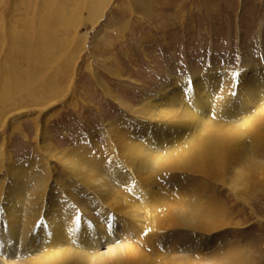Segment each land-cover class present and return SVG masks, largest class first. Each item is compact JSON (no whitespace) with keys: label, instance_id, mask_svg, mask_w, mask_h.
I'll use <instances>...</instances> for the list:
<instances>
[{"label":"bare ground","instance_id":"6f19581e","mask_svg":"<svg viewBox=\"0 0 264 264\" xmlns=\"http://www.w3.org/2000/svg\"><path fill=\"white\" fill-rule=\"evenodd\" d=\"M55 1L32 0V14L40 15L36 18L58 24L51 32L38 25L43 36L37 35L38 49L32 54V63L46 75L41 76L40 70L32 75L37 88L32 94L25 93L33 103L18 95L20 101L12 108L0 99V127L5 126L10 137L20 127L18 115L29 110L41 112L42 117L32 113L30 118L45 155L42 172L47 176L53 174L46 161L52 159L66 170L71 181L64 185L55 177L58 189L55 195L47 176L35 170L32 189L16 178L19 182H12V191H0V264L232 262V255L228 256L230 245L224 238L221 243L227 212L210 185L219 183L242 201V195L251 191V179L261 184L264 181L258 179L264 168L263 140L255 129L257 126L254 128L251 123V118L258 114L257 104L254 106L251 97L242 94L241 85L235 101L233 91L228 97L224 95V81L221 89L218 80L210 76L192 82L182 80L166 85L161 95L146 101L137 129L106 126L107 144L111 147L109 159L94 144L95 152L82 146L77 150L54 151L46 140L45 127L53 110L62 106L59 98L69 93L67 85H71L74 76L73 65L85 43V36H78L76 31L87 23L95 25L111 0H73L72 22L66 19L63 7L55 16L52 8ZM1 22L3 29L6 23ZM69 32L70 38L66 37ZM59 49L66 60L58 65V70L71 68L64 87L57 84L54 73H47L52 62H56ZM44 55L48 58L45 62ZM1 67L0 90L6 78ZM251 72L254 76L260 73L263 80L252 81ZM261 72L264 67L241 74L247 87L255 90L252 98L256 102L264 100ZM238 74L223 72L221 80L235 79ZM202 82L206 86L200 87ZM231 86L225 83V88ZM38 93L48 99L40 98ZM74 103L68 100V105ZM261 106L264 110V102ZM251 107L253 111L247 114ZM251 113L254 115L250 117ZM244 136L250 142L241 147L238 142ZM246 172L252 175L251 179L245 177ZM8 175L12 177L14 169Z\"/></svg>","mask_w":264,"mask_h":264},{"label":"rangeland","instance_id":"374dc122","mask_svg":"<svg viewBox=\"0 0 264 264\" xmlns=\"http://www.w3.org/2000/svg\"><path fill=\"white\" fill-rule=\"evenodd\" d=\"M32 4V0H0V22L6 23L0 28V67L5 69L6 76L0 99L12 108L20 101L19 97L33 103L25 93L32 94L37 88L32 75L39 70L41 76L46 73L32 63V54L38 49L37 35L43 36L42 25L47 32L58 25L57 21L43 22L42 18H36L39 14H32ZM72 4L73 0H56L52 5L55 16L63 7L66 19L72 22ZM105 7L95 25L91 27L87 23L76 31L78 36H85V43L73 65L74 76L71 85H67L69 93L59 98L62 106L53 110L45 127L46 140L54 151L77 150L82 146L95 152L94 147L98 146L109 159L107 125L117 130L137 129L136 124H141L142 120L141 110L148 99L161 95L168 84L182 80L192 82L204 76L218 80L220 88L224 81V95L228 97L233 91L235 101L241 85L242 94L248 99L251 97L253 105L257 104L258 114L251 118V123L254 128L257 126L255 129L264 146V110L261 108L264 100H253L255 90L241 79V74L249 69L257 71L264 67V0H111ZM66 37L70 38L71 33ZM59 50L54 58L56 62H52L47 73H54L57 84L64 87L71 68L58 70V65L66 60ZM47 60L44 55L42 61ZM223 72L239 74L225 81L221 80ZM258 75L251 72L249 78L262 81L260 73ZM225 83L232 86L225 88ZM204 84L202 82L200 87ZM38 95L48 99L43 93ZM68 100L75 105H68ZM253 107L246 113L253 111ZM32 113L42 114L29 110L21 117L18 115L20 127L10 137H7V128L0 127V191H12V182L18 181L16 178L24 181V187L30 190L32 172L43 171L45 155L35 137ZM252 115L254 113L249 114ZM248 139L244 136L238 143L246 146ZM2 143L6 144L2 146ZM46 161L53 174L42 173L56 195L58 189L53 179L56 177L64 185L71 180L57 162ZM9 169H14L12 177L8 175ZM249 175L246 172L245 177L252 176ZM260 176L258 179L264 180V168ZM212 183L210 187L216 199L221 200L227 212L221 243L224 238L230 245L228 256L233 258L229 264H264V181L261 184L251 179V191L242 195V201L219 183ZM19 200L21 198L17 202ZM191 257L193 260L194 256Z\"/></svg>","mask_w":264,"mask_h":264}]
</instances>
